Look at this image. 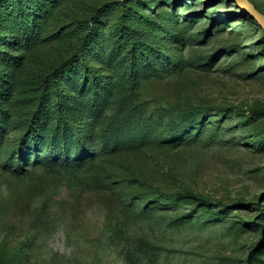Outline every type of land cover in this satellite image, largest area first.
<instances>
[{"label": "rangeland", "instance_id": "obj_1", "mask_svg": "<svg viewBox=\"0 0 264 264\" xmlns=\"http://www.w3.org/2000/svg\"><path fill=\"white\" fill-rule=\"evenodd\" d=\"M0 264H264L257 24L232 0H0Z\"/></svg>", "mask_w": 264, "mask_h": 264}, {"label": "water", "instance_id": "obj_2", "mask_svg": "<svg viewBox=\"0 0 264 264\" xmlns=\"http://www.w3.org/2000/svg\"><path fill=\"white\" fill-rule=\"evenodd\" d=\"M236 7L264 30V14L259 12L249 0H232Z\"/></svg>", "mask_w": 264, "mask_h": 264}, {"label": "trees", "instance_id": "obj_3", "mask_svg": "<svg viewBox=\"0 0 264 264\" xmlns=\"http://www.w3.org/2000/svg\"><path fill=\"white\" fill-rule=\"evenodd\" d=\"M250 1V0H249ZM251 2V1H250ZM252 3V2H251ZM253 4V3H252ZM254 5V4H253ZM254 7L259 11V12H261L255 5H254ZM241 12V11H240ZM241 13H243V12H241ZM262 13V12H261ZM244 14V13H243ZM264 14V13H263ZM245 15V14H244ZM258 26V25H257ZM260 28V27H259ZM260 30H262L261 28H260ZM263 32H264V30H262Z\"/></svg>", "mask_w": 264, "mask_h": 264}]
</instances>
